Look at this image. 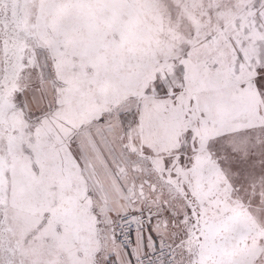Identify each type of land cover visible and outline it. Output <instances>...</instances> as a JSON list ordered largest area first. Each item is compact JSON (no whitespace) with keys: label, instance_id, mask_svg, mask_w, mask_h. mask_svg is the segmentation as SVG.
<instances>
[{"label":"snow or ice","instance_id":"1","mask_svg":"<svg viewBox=\"0 0 264 264\" xmlns=\"http://www.w3.org/2000/svg\"><path fill=\"white\" fill-rule=\"evenodd\" d=\"M0 264H264V0H0Z\"/></svg>","mask_w":264,"mask_h":264}]
</instances>
